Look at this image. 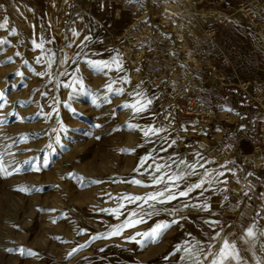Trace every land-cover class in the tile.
<instances>
[{
  "label": "rangeland",
  "instance_id": "rangeland-1",
  "mask_svg": "<svg viewBox=\"0 0 264 264\" xmlns=\"http://www.w3.org/2000/svg\"><path fill=\"white\" fill-rule=\"evenodd\" d=\"M166 1L0 0V23L8 21L7 27L0 28V39L8 41L0 45V92L7 101L0 100V153L12 173H0V264H183L180 257L184 253L175 249L189 241L206 244L212 229L205 220H220L226 226L222 235H239L254 219L264 226V200L260 199L264 193V69L256 70L254 87L241 81L239 86L246 83L248 88L238 108L230 91L215 88L220 83L231 87L241 59L250 55L249 47L264 43V0H183L182 6L185 1L193 3L194 10L203 8L202 14H191L186 7L171 10L182 13L185 22L197 21L202 35L211 40L214 52L200 64L199 51L189 38L179 36L176 20L166 25L164 20L170 17L162 19ZM218 10L226 15L218 16ZM12 29L16 35H11ZM73 30L78 37L72 35ZM86 36L91 37L82 50L87 57L81 56L80 71L74 73L77 64L70 60L61 65L59 60L65 53L74 59ZM40 38L45 39V49L57 53V63L48 70L52 76L36 75L47 69V54L45 62L36 63L41 50L32 41ZM117 54L123 71L106 70L105 75L86 63V59L111 61ZM65 68L69 75H56ZM74 75L83 80V89L79 85L64 87L72 83ZM124 77L130 83H122ZM111 80L117 81L114 87L125 89L123 95L106 92L105 85ZM137 86L153 103L147 112L134 116L122 105L133 102L128 93ZM206 87L231 105L210 111L201 98L200 90ZM105 96L110 102H105ZM189 97H196L205 113L191 116L182 112ZM245 105L255 108L243 117ZM58 121L66 132L59 131ZM241 123L247 126L241 127ZM128 124L139 127L130 129ZM148 126L167 131L145 138L140 129ZM57 133L60 144L55 143ZM173 140L175 144H171ZM145 156L151 158L140 167ZM181 159L203 164L197 166L200 176L205 170L224 175L203 196L201 190H195L189 197L156 204L158 214L145 217V223L125 229L122 235L92 239L109 233L130 211L140 210L142 201L129 203L122 197L144 196L164 187L163 183L152 184L156 164L172 166L155 175L175 174L184 168ZM167 178L165 175V181ZM199 178L191 176L177 183L183 189ZM133 179L142 180L143 185L131 183ZM24 187L33 191L18 190ZM244 191L252 198L244 196ZM205 199L211 212L188 208L172 216L164 211ZM120 205L123 214L118 218L101 211ZM144 210L152 211L148 205ZM173 219L179 223L171 225L158 243L141 246L126 239ZM21 247L35 251L38 257L21 256ZM73 248L78 250L69 257ZM245 255L248 264H255L251 253Z\"/></svg>",
  "mask_w": 264,
  "mask_h": 264
},
{
  "label": "snow or ice",
  "instance_id": "snow-or-ice-1",
  "mask_svg": "<svg viewBox=\"0 0 264 264\" xmlns=\"http://www.w3.org/2000/svg\"><path fill=\"white\" fill-rule=\"evenodd\" d=\"M130 3H140V0H129ZM3 5H0V8H2ZM8 21L5 19L3 23H0V28L7 27ZM16 30L12 29L11 35H16ZM72 35L75 37L79 36V33L75 30L72 31ZM54 40V38H53ZM53 40H48V43H52ZM91 37L86 36L84 37V40L81 41L80 45L78 47L81 48V52H77L75 54V58L67 56L65 53L63 55V58L59 60V64L64 65L71 62L73 64H77V67L73 70L74 73H78L80 71V68L78 66V61L81 59V56L87 57V53L83 52V48L87 46L86 42L90 41ZM8 43L6 39H0V45H4ZM33 47L35 49L41 50V55L36 57V63H42L45 62V55L47 54V69L44 72H37L36 75L39 76H52L54 75L52 72L48 71L53 67L54 64L57 63L56 56L57 53L53 52L51 49H45V39L40 38L39 42L36 40L32 41ZM71 44H67L66 47H71ZM63 53V49L60 50ZM17 56L21 55L19 52L16 53ZM9 61H11V57L8 58ZM87 65L94 69L98 73H104L107 74V71H112L115 69V71H123L122 61L119 58V54L116 56H113L111 58V61L109 60H92V59H86ZM25 64H27V61H25ZM16 75L23 76L24 74L21 72H17ZM56 75L60 76H67L69 75L68 70L65 68L64 71L57 73ZM117 83L116 80H111L106 83L105 89L107 93H112L114 95L120 96L125 93V89L123 87H114V85ZM122 83L127 84L130 83L129 79L127 77L122 78ZM73 85H79L81 89L84 88L83 80L79 77L73 76V80L71 84H64V87H72ZM129 96L133 97L132 103L125 102L122 107L124 109H131L134 116L137 114H143L147 112L150 108V106L153 103V100L151 98H148L147 95L144 93L142 89H139V86L133 91L128 93ZM105 102H110L108 100V97L105 96ZM0 100H3L4 103H7L4 94L0 92ZM2 106V105H0ZM70 107V105H68ZM231 111V109H228ZM75 111V110H73ZM60 124V132H66L67 129L63 125L62 122H59ZM128 127L130 129H136L139 126L135 124H128ZM143 132V136L145 138H148L150 135L159 136L160 133L166 132L167 129L163 127H154V126H148L146 128L140 129ZM53 132H57V129H53ZM162 139H167L166 137H162ZM175 140L171 141V144H175ZM55 143L60 144V135L57 133L55 137ZM169 144V146H171ZM47 147L52 148V145L49 144ZM63 147V146H62ZM55 151V149H53ZM126 151V150H124ZM134 151V149L132 150ZM199 155V154H197ZM151 157L145 156L141 158L140 167H143L145 162L150 159ZM47 159L45 160V164H47ZM175 163V161H174ZM179 164H183L184 168L181 169L178 173L175 174H167V181H165V175H155V173H160L164 168L168 167L170 168L171 164H156L154 168V173L151 175V180L153 185H160L161 183L164 184V187L160 190L149 192L144 196H126L122 197L121 199L127 200L129 203H137L141 202V204L138 205L139 211H130L128 214V217L119 225L112 227L109 233L102 234L101 236H94L92 239H98V238H106L107 236H118L122 235L123 231L128 228H134L139 224L145 223V217L151 218L154 214H158V210L156 209V204H168L172 201H176L178 198H186L189 197L190 193L194 192L195 190H201L200 195L203 196L205 192L209 191V189L212 187L214 183L217 182L218 177L223 176V172H216L215 175L213 173L205 170V173L203 176H200V174L197 171V166L203 167V164H200L199 161H196L194 163L187 162L183 159L179 161ZM224 167V166H222ZM149 168H152V165H149ZM135 171H139V169H134ZM15 171H19V169H15ZM229 172H231V169H228ZM0 173H3L5 175H11V172H8L7 167H5L3 163V154L0 153ZM251 175V174H249ZM191 176H198L200 177L198 179V182H194L191 184H186L183 189L180 188L178 181L186 180L188 177ZM94 183H100V181H93ZM239 182V181H237ZM131 183L137 184V185H143L142 180L133 179ZM226 183V181H224ZM207 185V187H206ZM175 189V190H174ZM20 191L24 192H30L33 191V189L24 187L18 189ZM35 191H40V189H35ZM222 191H227V189H224ZM249 191L251 189L249 188ZM249 191H244L242 194L244 196H247L249 199L252 197L249 196ZM223 199L225 201L229 200L228 195H224ZM260 199L264 200V193L260 194ZM239 203V202H238ZM144 205H148L149 208L152 209V211H145ZM123 205L118 206L116 209H101V211H107L111 215H116L117 218L122 215L121 208ZM188 208H195L198 211H207L211 212V207L205 199L203 203H197V204H189L184 203L183 208H176L172 210L164 209V211H167L169 215L175 216L183 209ZM41 211H49L47 209H41ZM54 211V210H51ZM264 211V210H262ZM261 213L258 212L257 216H260ZM181 219H186V217H180ZM55 222V220L53 221ZM179 220L173 219L170 222H157L154 226H150V229L148 231L144 232H136L134 236H129L126 239L141 245L146 246L149 243H158L160 238L162 237L163 233L171 227L173 224H178ZM205 224L209 226L210 229H212V232L208 234L207 236V243L204 244L199 240H196L194 243L191 241L186 242L184 245H179L176 247L175 252H183L184 254L180 257V261L183 262V264H248V259L246 258V253H251V257L254 260L255 264H264V256L258 255L259 253H264V226H258L255 219L251 222L250 225L244 227L239 235L231 234V235H222V233L225 232V225L218 219H208L204 221ZM139 237L140 239H137ZM259 243V248L257 249V244ZM219 245V246H217ZM84 245H79V248H83ZM78 249L73 248L71 252L68 253V256L71 257L73 253H75ZM9 252L14 251L13 249H8ZM19 254L21 256H28V257H38V253L31 249H25L23 247L18 249ZM175 253H173L174 255Z\"/></svg>",
  "mask_w": 264,
  "mask_h": 264
},
{
  "label": "crops",
  "instance_id": "crops-1",
  "mask_svg": "<svg viewBox=\"0 0 264 264\" xmlns=\"http://www.w3.org/2000/svg\"><path fill=\"white\" fill-rule=\"evenodd\" d=\"M244 47V45H243ZM249 52L250 55L247 57H243L241 59V66L238 67V71H235L236 73V77H235V81L231 82V87H225L223 86L221 83L218 86H216V89L220 88V91H223L224 89L227 91H230V95H231V100L232 102H235L234 104L236 105V107L238 108L239 105H237L238 103H241V99L240 97L242 96V94H244V90H242L239 86V84L242 82H249V84L251 83V87H254V84L257 81V72L256 70H261L264 69V43H260L259 41L256 43V45H251L249 47ZM253 54V55H252ZM240 59H237V61H239ZM253 84V85H252ZM233 85H235L236 87H234ZM250 87V89H251ZM200 92L202 93V101L205 102L206 105H208L207 108H209L210 111H213V108H222L225 105H231V100L230 97L228 96L227 100L230 101L231 103H225L224 100H222V98H220L218 96V94L213 93L214 90H212L209 87H206L203 90H200ZM253 108H255V105L248 106L245 105L242 108V112L244 111V113L241 114V116L246 117L247 113L250 114L249 110L252 112V110H254ZM257 108V107H256ZM235 109V108H233ZM255 116H253L252 118H254ZM247 121V119L245 120ZM243 125H246L244 123H241V127H243ZM261 125L260 123H255V126H259ZM247 126V125H246ZM251 141L253 142V144L255 146H257L258 142L256 140V138L251 139Z\"/></svg>",
  "mask_w": 264,
  "mask_h": 264
},
{
  "label": "bare ground",
  "instance_id": "bare-ground-1",
  "mask_svg": "<svg viewBox=\"0 0 264 264\" xmlns=\"http://www.w3.org/2000/svg\"><path fill=\"white\" fill-rule=\"evenodd\" d=\"M182 1L183 0H179V1L167 0L166 3H164V4L167 5L168 8L164 9V15H162V19H164L165 17H170V20H164L166 25H170L173 23V20H176L177 25L175 24L176 26H174V27H176V29L179 31V33H180L179 36H181L183 40H185V38L186 39L189 38L190 43L194 46L193 49H196L199 51V55L201 56V59H197V64H200L203 62L205 63V61H208L210 59L212 52H214L211 48V45H210L211 40L208 38L206 39L205 36H203L204 34L202 35V32L200 30L202 27H200V25L197 21L191 19L190 22H187V21L185 22V20H183V18H181V16L179 15L182 13L178 12L177 10L171 11L174 9H179V8L183 9L184 7H186L185 9H189L191 14H193L192 12H196V14H202L203 8L196 11V10H194V7H193L194 4L193 3L190 4V3L185 1V5L182 6V3H181ZM217 13H218V16H225L226 15L222 10H218ZM173 17H175V18H173ZM197 18L198 17H196V20H197ZM180 23H183L184 27H182V25ZM193 24H195V26ZM185 28L188 30H186ZM211 44H213V42ZM184 45H187V44L185 43ZM193 52L191 54H193ZM194 54H196V53H194ZM197 112L201 113V114L205 113L203 108L200 109V107H198V109L195 113H197Z\"/></svg>",
  "mask_w": 264,
  "mask_h": 264
},
{
  "label": "built area",
  "instance_id": "built-area-1",
  "mask_svg": "<svg viewBox=\"0 0 264 264\" xmlns=\"http://www.w3.org/2000/svg\"><path fill=\"white\" fill-rule=\"evenodd\" d=\"M212 32H213L212 34H214V30ZM240 87L244 91H246L248 88L246 83H242ZM199 106H200V101L196 97H189L186 99V102L182 107V112H184L186 115L193 116Z\"/></svg>",
  "mask_w": 264,
  "mask_h": 264
}]
</instances>
